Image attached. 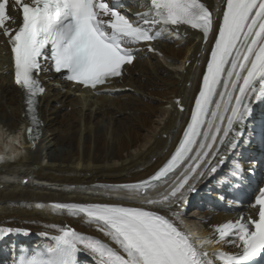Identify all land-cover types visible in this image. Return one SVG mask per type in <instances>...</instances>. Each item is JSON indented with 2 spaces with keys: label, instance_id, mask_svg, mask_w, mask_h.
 <instances>
[{
  "label": "snow or ice",
  "instance_id": "6c2138e0",
  "mask_svg": "<svg viewBox=\"0 0 264 264\" xmlns=\"http://www.w3.org/2000/svg\"><path fill=\"white\" fill-rule=\"evenodd\" d=\"M225 3L202 90L175 154L149 180L118 187L145 194L174 172L194 147L203 150L205 143L197 141L201 136L208 141L215 125L211 143L207 144V151L195 153L198 162L195 167L188 166L192 168L189 175L183 176L168 195L160 200L150 199L149 204L168 203L186 185L188 192L195 191L189 180L216 143L227 113L231 111L224 138L234 124L242 125L251 114L253 101L264 100V0ZM121 7L122 0H0V32L11 44L15 83L26 90L33 125L39 123L35 105L37 95L45 91L39 79L45 67L57 73L66 71V79L95 89L110 78L121 76L123 66L133 62L131 45L158 38L167 26L189 25L199 29L205 42L214 29L213 14L201 0H148L147 11L138 13L135 20L123 14ZM13 12L20 15L16 27L12 26L17 19ZM157 25L162 27L154 32ZM204 128L207 130L202 133ZM240 135L241 132H235V136ZM28 136L35 138L33 128L28 129ZM231 146L235 147L234 141ZM205 171L214 173L216 166ZM205 171L199 175L204 176ZM52 207L76 216L83 214L117 247L71 228H59L60 234L52 237L54 246L21 257L17 264H79L77 255L81 252L89 253L95 264H216L217 260L222 264H264V189L259 190L250 205L256 209L255 217L241 216L235 222L216 226L214 241L193 238L182 229L183 221L175 212L170 218L140 207L108 203H56ZM20 231L0 228V236ZM213 243H226L239 251L209 253L205 245Z\"/></svg>",
  "mask_w": 264,
  "mask_h": 264
},
{
  "label": "bare ground",
  "instance_id": "6f19581e",
  "mask_svg": "<svg viewBox=\"0 0 264 264\" xmlns=\"http://www.w3.org/2000/svg\"><path fill=\"white\" fill-rule=\"evenodd\" d=\"M201 2L210 10L219 7L216 0ZM141 5L135 6L143 10ZM186 33V38L166 36L160 44L164 60L177 74L166 69L152 55L147 58L138 55L128 69V77L111 88L123 91L111 94L109 101L105 97L83 101L71 97L67 92L49 90L39 102L41 123L37 141L28 143L26 154L20 151V133L15 130L26 113L24 96L12 85L11 74L0 79V123L15 134L4 137L6 141L0 144V162L16 159L15 165L10 162L0 165V172L8 173L0 174V180L4 181L0 182V228L29 230L38 236L44 233L55 236L60 234L59 228L70 226L78 233L117 247L110 237L83 215L56 210L52 204L117 203L102 197L85 196L79 191L65 193L64 189L128 192L105 187L147 178L174 150L191 115L209 54L202 57L206 45L201 34L196 35L189 30ZM186 63L189 67H186ZM224 153H227V149ZM45 160L47 165H44ZM221 165L217 162L216 171L207 172L196 183L198 192L208 186L217 190V197H221L218 185H215L226 174V170L219 171ZM12 178L33 179L34 184L6 182ZM193 197L188 196L175 208L153 211L170 218L174 212L179 213L183 221L182 229L186 230L185 224H189V221L182 219L183 206ZM241 212L242 207L236 213L223 214L214 201L199 212L204 234L217 235L216 226L235 222ZM224 244L231 252L238 249ZM84 253L86 257L81 263L95 264L93 257Z\"/></svg>",
  "mask_w": 264,
  "mask_h": 264
},
{
  "label": "rangeland",
  "instance_id": "374dc122",
  "mask_svg": "<svg viewBox=\"0 0 264 264\" xmlns=\"http://www.w3.org/2000/svg\"><path fill=\"white\" fill-rule=\"evenodd\" d=\"M165 62H166V61H165ZM163 65L165 66L166 69L169 68V69L172 70V72H173L174 74H177V72H176L175 70H173V69L171 68V66L167 64V62H166V64H163ZM177 71H178V70H177ZM178 72H179V71H178ZM5 134H6V133L4 132V130L0 128V144H1V143H4V141H6V139L4 138V137H5ZM46 161H47V160L44 161V163H45V164L43 163L44 165H47V162H46ZM24 180L27 181V183L24 182V183L27 184V185H28V184H29V185L34 184V183L32 182L33 179L28 180V178H27V179L25 178ZM1 181H2V180H0V182H1ZM30 181H31V182H30ZM2 182H4V181H2ZM6 182H11V183H12V182H13V183H15V182H16V183H18V182H22V183H23V179H22V178H12V180H9V181H6ZM6 182H5V183H6ZM50 188H53V189H60V187H57V186H50ZM74 189H75V188H69V189H68V188H65L64 190H65L66 192H65V191H62V192H65V193H68V192H69V194H72V193H75V192H73ZM77 189H78V188H77ZM77 189H75V190H77ZM83 191H84V190H82V192H83ZM84 192H89V191H84ZM90 192H93V191H90ZM88 195H90V194H88ZM191 221H193V219H192ZM196 223H197V222H196ZM192 226H193V225H192ZM194 226L196 227V224H194ZM198 231H199V230H198Z\"/></svg>",
  "mask_w": 264,
  "mask_h": 264
}]
</instances>
